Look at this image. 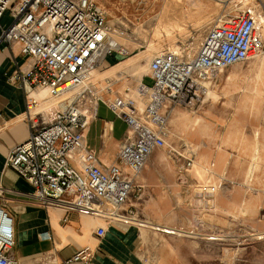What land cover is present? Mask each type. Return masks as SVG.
Listing matches in <instances>:
<instances>
[{"label": "built area", "instance_id": "obj_1", "mask_svg": "<svg viewBox=\"0 0 264 264\" xmlns=\"http://www.w3.org/2000/svg\"><path fill=\"white\" fill-rule=\"evenodd\" d=\"M256 1L219 18L192 56L178 50L156 53L149 63L152 83L140 80L136 86L144 108L128 95L107 100L128 131L116 162L102 166L86 147L84 131L105 90L94 81V73L105 58L122 52L112 44L105 6L98 0H0V19L6 12L11 16L10 24L0 31V44L18 43L32 59L29 69L17 73L16 79L28 92L35 88L47 92L42 99H28L33 129L27 140L9 151L5 165L32 185L34 197L46 207L129 220L117 210L128 199L135 176L155 148L170 146L168 113L162 109L169 103L201 101L217 74L264 52V10L261 0ZM42 109L48 120L34 128ZM170 150L180 161L181 174L196 166L197 149L189 142L182 140ZM74 157L80 169L72 164ZM207 187L197 184L196 190L200 193ZM2 193L0 185V264H19L13 253L15 220ZM206 197L211 207L213 193ZM105 204L112 206L108 212ZM58 264H94V253L86 246Z\"/></svg>", "mask_w": 264, "mask_h": 264}, {"label": "crops", "instance_id": "obj_2", "mask_svg": "<svg viewBox=\"0 0 264 264\" xmlns=\"http://www.w3.org/2000/svg\"><path fill=\"white\" fill-rule=\"evenodd\" d=\"M10 22V13L6 12L0 19V31ZM124 57V52L108 56L94 73V81L99 88L105 90L97 102L95 115L85 129L84 136L86 147L96 154L98 163L102 166L116 162L119 147L128 131L127 124L108 105L107 100L132 95L137 100L138 107L144 108L143 97L130 94L134 85V75L129 76L128 72L124 71L127 68L112 70L125 61ZM31 61L29 56L21 52L18 43L10 46L0 44V185L3 187V200L15 220L16 244L13 253L19 264H58L86 246L94 253V264H157L159 255L165 256L167 250H170V262L168 259L167 262L164 261L163 256L161 259L164 258V263L195 264L197 257L196 240H193L195 238L186 234L174 237L177 241L165 249L154 246L153 239H149L150 233L154 231L166 236V233H172L168 227L182 229L189 227V222L180 219L178 225L171 226L169 223L171 219H176L177 214L179 216L186 214L190 217V211H197V207L210 209L212 212L219 207L217 213L221 216L223 210H237L247 203L256 205L259 196L264 194V138L262 139L264 132L256 130L253 133L248 131L245 133L241 104L238 105L241 108L230 113V116L222 110L214 111L211 107L197 113L205 102L203 98L192 105L169 103L162 109V112L168 113L167 141L170 146L178 148L182 140L193 146L194 142L199 144V148L196 147L198 172L189 174L194 167L181 174L178 166L180 161L170 150V146L155 148L145 168L135 176L128 199L117 210L122 215H129V220H122L116 216L67 211L40 204L33 195L32 185L14 169L5 165L9 151L27 140L33 129L32 121L27 116L28 99L30 96L42 99L47 95L45 90L36 88L28 92L16 79L17 73L29 69ZM99 73L117 77L105 76L101 83ZM222 73L224 72H220L218 78L214 79L212 85L210 84L212 86L210 91H215V86L221 83L219 75ZM137 80L150 85L152 83L150 71L137 77ZM108 85L109 92L106 91ZM224 86L225 77L223 91ZM231 93L239 92L225 94ZM243 100L242 97L240 101ZM184 109L193 112L191 113L193 116L184 115ZM40 112L36 122L34 121V128L40 127L48 120L44 109ZM173 121L181 136L173 135ZM159 151L164 152L167 162L161 158ZM72 164L80 169L76 157L72 159ZM167 164L170 169L175 165L178 174L175 170H172V174L167 173ZM244 175L245 181L240 182L239 179L244 178ZM191 179L195 180L192 187L189 184ZM251 180H254L252 184L246 185V181ZM229 183H235L236 186L231 190L230 199H227L229 189L226 186ZM253 183L256 184L255 187L252 186ZM197 184L207 185V190L198 193ZM248 192L253 194L247 196ZM209 193H213L211 207L207 206L206 196ZM245 196L251 198L242 205ZM262 207H259V211L263 210ZM111 208L110 204L104 205L107 212ZM145 212L153 213L152 219H144ZM262 218L264 214L259 219L260 222L255 224L260 229L264 228ZM147 221H152L156 225L161 223L163 226H151L146 224ZM99 230H103L102 235H99ZM210 239L199 238L200 241Z\"/></svg>", "mask_w": 264, "mask_h": 264}, {"label": "rangeland", "instance_id": "obj_3", "mask_svg": "<svg viewBox=\"0 0 264 264\" xmlns=\"http://www.w3.org/2000/svg\"><path fill=\"white\" fill-rule=\"evenodd\" d=\"M98 1L105 6L107 11L108 22L112 28V44L119 47L120 43L121 47L125 49L124 60L129 59L131 61V66L124 71L128 72L129 76L134 75L136 79L133 80L134 85H132L130 91V94L133 93L135 95L137 94V77L143 76L145 73L149 72L150 60L156 53L163 50H178L179 52H183L186 56H192L200 46L210 26L217 22L219 18L229 13H238L239 10L249 4H256L257 2L256 0H202L204 9L198 13V16H193L195 12L193 6L183 5L175 9L172 0ZM261 1H263L262 9L264 10V0ZM242 4L243 6H241ZM180 10L182 12L179 14ZM190 14L191 16H189ZM196 17H199L201 22V25L197 28L192 24ZM176 19L184 23L182 25L184 29L180 30L181 28L178 27H170L173 35L172 37H174L173 40L170 39V36L163 29L157 32L158 26L162 22L173 24L174 22L176 23ZM171 47H174V49H171ZM263 59L264 52L247 62L235 64L226 70L224 69V73L219 75L221 83L215 86V91L208 92V97L207 95L204 97L205 102L200 106L197 113L203 112L204 108L211 107L214 111L222 110L230 116V113L242 107L241 113L245 120V133H247V131L253 133L256 130L264 132V75L258 70L259 63H261ZM226 74H231V77L229 76V78L225 80V93H239H224L222 87ZM98 76L101 83L103 82L102 78L105 76L117 77L115 75L100 74ZM95 78L98 79L97 77ZM215 78H218V76ZM250 82L253 83L249 84ZM102 85H104V83ZM211 85L210 87H212ZM242 97L244 100L240 101ZM53 101L54 100L51 102ZM240 104L241 107L238 106ZM183 111L184 115L187 116L193 113L185 109ZM172 128L174 136L180 135L174 121L172 123ZM263 138L264 134L262 139ZM194 144L195 147L199 148V144L196 142H194ZM158 153L165 162L168 161L165 158L164 152L159 151ZM167 167V173L171 172L172 174V170H175L178 174L175 165H173L174 169L172 167L170 169L168 164ZM198 169L199 161L197 160L195 168L191 170L189 174L198 172ZM244 179L245 175L244 178L242 177L239 181H245ZM194 181L193 179L189 180L191 187ZM200 181L203 182L202 179H200ZM253 181L254 180L246 181V185H251ZM235 186V183L227 184L226 187L229 189L226 194L227 199H230L231 190ZM252 186L255 187L256 184L253 183ZM240 187L242 188V186ZM252 194L253 192H248L247 196H251ZM247 196L244 197L242 205L247 203L249 198H251ZM260 206H263V210L259 211ZM219 209L218 207L217 210ZM217 210L212 212L210 209H200L197 207V211H190V217L186 214H180V216L177 214L176 219H171V223L169 224L171 226L178 225L180 220H182L189 222V227H185V229L168 227L169 232L172 233H166V236L153 231V233H150L149 239H153L152 242H154V246L166 249V247H171V243L177 241V238L174 237L192 236V238H195L193 240H196L195 253L197 257L195 264H264V228L260 229L255 225L260 222L259 219H261L262 214H264V194L259 196V200L254 206L251 205V203H247L237 210H223L221 216L218 215ZM144 214V219H152L151 215L153 213L150 214L145 212ZM174 214L175 213H173V215ZM262 219L264 220V218ZM146 224L155 227L163 226L161 223L156 225V223L152 221H147ZM143 231L145 232V230ZM200 237L211 239L208 241H200ZM169 252L170 250H167L165 256L162 254L166 262L167 259L170 262ZM160 255L157 264H166L163 261L164 258L161 259L162 257Z\"/></svg>", "mask_w": 264, "mask_h": 264}, {"label": "bare ground", "instance_id": "obj_4", "mask_svg": "<svg viewBox=\"0 0 264 264\" xmlns=\"http://www.w3.org/2000/svg\"><path fill=\"white\" fill-rule=\"evenodd\" d=\"M173 1V5H174V8L175 9H178L180 6L182 7L183 5H188V6H193L194 8V14L193 16H198V13H200V11L202 9H204V4L202 3V0H172ZM223 1V0H222ZM246 1V0H245ZM243 3V2H242ZM263 4V3H262ZM240 6V5H239ZM243 6V4L241 5ZM240 6V7H241ZM238 7V6H237ZM180 12H182L181 10L179 11V14ZM191 16V14L189 15ZM182 17V16H181ZM180 17V18H181ZM178 19V18H177ZM176 19V23L174 22L173 24H170L168 22L164 23L162 22L159 26H158V29H157V32H160L161 29H163L164 31H166V33L170 36V39H174V37H172V31L170 30V27H178V28H181L180 30H183L184 28L182 27V25L184 24L183 22H181L180 20L177 21ZM183 21V20H182ZM200 18L199 17H196V19L194 20V22L192 23L194 27H199L201 24H200ZM204 26V25H203ZM157 35V33H156ZM119 43V42H118ZM119 47H117V49H119L120 51L122 52H125V49H123L121 47V44L119 43ZM171 49H174V47H171ZM260 59V58H259ZM258 60V59H257ZM147 65V64H146ZM131 66V61L128 59V60H125L123 62H121L119 65H117V67L113 68L112 70H116V69H125V68H129ZM145 66V65H144ZM257 67V66H256ZM144 69V68H143ZM258 70L260 71L261 74L264 75V59L261 61V63H259V67H258ZM100 74V73H99ZM229 76L231 77V74H226L225 75V80L227 78H229ZM210 91V90H209Z\"/></svg>", "mask_w": 264, "mask_h": 264}]
</instances>
